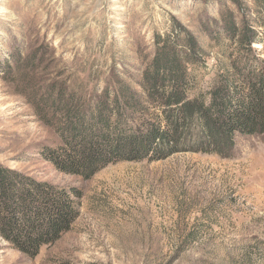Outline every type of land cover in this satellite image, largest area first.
Wrapping results in <instances>:
<instances>
[{
    "label": "rangeland",
    "instance_id": "374dc122",
    "mask_svg": "<svg viewBox=\"0 0 264 264\" xmlns=\"http://www.w3.org/2000/svg\"><path fill=\"white\" fill-rule=\"evenodd\" d=\"M260 2L0 0V166L74 188L78 209L34 257L0 237V264H264V135L237 136L227 159L177 153L110 164L87 180L41 153L61 144V102L88 104L118 80L135 87L158 38L194 36L210 85L234 60L220 30L228 20L254 26Z\"/></svg>",
    "mask_w": 264,
    "mask_h": 264
},
{
    "label": "trees",
    "instance_id": "16d2710c",
    "mask_svg": "<svg viewBox=\"0 0 264 264\" xmlns=\"http://www.w3.org/2000/svg\"><path fill=\"white\" fill-rule=\"evenodd\" d=\"M243 21L237 26L228 20L220 30L235 47L234 60L207 87L201 82L204 52L179 27L175 37L158 38L135 87L118 80L88 104L61 102L54 124L61 144L43 149L44 160L87 180L117 162H155L187 152L227 159L237 136L264 135V14L254 26ZM76 195L74 188L0 166V237L36 256L78 217Z\"/></svg>",
    "mask_w": 264,
    "mask_h": 264
}]
</instances>
